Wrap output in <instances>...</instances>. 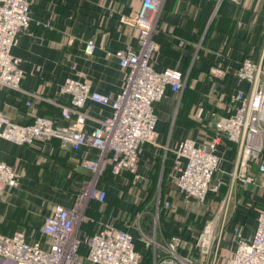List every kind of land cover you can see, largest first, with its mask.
<instances>
[{"label":"crops","instance_id":"1","mask_svg":"<svg viewBox=\"0 0 264 264\" xmlns=\"http://www.w3.org/2000/svg\"><path fill=\"white\" fill-rule=\"evenodd\" d=\"M140 3L141 0H31L29 28L19 35L18 44L12 48L23 71L21 87L31 95L0 86L2 112L19 124L31 122L36 115L59 118V105L69 102L66 95L59 93L60 85L79 71L85 74L92 91L113 97L121 88L124 74L111 53L137 44V30L122 19H131ZM153 37L159 47L154 55V68L182 70L185 86L179 93L168 90L156 107L157 142L143 145L138 177L134 180L124 171L117 178L104 176L100 180L107 201L93 210L97 216L92 227L96 230L111 223L129 229L141 246V264H153L154 251L147 252L140 244L131 224L138 210L132 202L131 190H137L141 197L147 195L144 185L151 182L149 169L159 165L157 187L160 185L163 196L168 200L182 196L169 185L172 182L167 173L169 160L163 161L164 147H172L184 137L198 142L208 139L213 133L208 124L224 111L234 92L247 87L235 76L241 59L249 56L258 61L263 56L264 63V0H244L241 4L223 1L219 6L213 1L163 0ZM89 38L95 40L97 47L87 56L84 45ZM179 40H184L185 45L180 46ZM212 67H221L226 74L213 76ZM186 87L195 93V99L187 115L179 118L181 123H176ZM86 109L87 131L110 112L109 107L94 102H88ZM186 122L193 124L185 125ZM217 153L221 167L229 171L236 155L235 145L223 140ZM94 155L93 148L73 150L58 139L18 145L0 138V160L13 166L19 181L17 187L0 199V233L11 235L23 230L29 239L33 235L42 237L39 228L45 215L55 205H71L82 176L88 174L81 160ZM164 174L168 182L162 189ZM240 188V202L227 227L231 231L240 226L243 237L248 238L255 228L258 211L264 209V175L258 173L255 184ZM115 198L119 199L117 205L113 203ZM165 222L162 220L161 235L178 233L176 227ZM79 233L85 231L79 229ZM228 240L223 244L226 247ZM0 264L13 263L0 258Z\"/></svg>","mask_w":264,"mask_h":264},{"label":"built area","instance_id":"2","mask_svg":"<svg viewBox=\"0 0 264 264\" xmlns=\"http://www.w3.org/2000/svg\"><path fill=\"white\" fill-rule=\"evenodd\" d=\"M219 6L223 1L241 4L244 0H204ZM163 0H141L137 13L122 21L137 30V44H128L113 51L124 77L120 90L108 96L91 90L82 72L68 76L60 85L59 93L69 102L60 106L59 119L36 115L32 121L19 124L0 109V138L18 145L47 143L58 139L73 150L93 148L95 155L83 158L81 166L89 177L81 182L79 191L68 207L55 205L45 215L37 238L31 239L23 230L11 235L0 233V258L13 264H140L142 254L136 249V238L127 228L104 224L91 235L79 233L80 224L88 219L86 212L92 200L104 201L106 190L99 185L106 172L119 175L126 171L138 177L137 169L144 144H156L157 115L153 103L161 100L167 91L181 92L185 86L184 74L176 68H154L158 44L153 39ZM31 0H0V86L26 92L21 87L23 71L20 60L12 54L19 35L30 23ZM179 40V45H185ZM97 44L86 40L84 53L93 54ZM110 54V53H109ZM213 76H224L226 70L212 67ZM236 78L247 84L229 99L224 111L212 122L213 133L200 142L184 137L172 146L164 147L163 161L169 160L168 178L175 189L186 198L204 201L224 192L222 204L230 202L236 188L255 184L257 174L264 175V63L244 56L235 70ZM98 103L110 108L91 130H84L88 118L86 104ZM30 102H27L29 105ZM236 147L232 168L221 167L217 153L223 139ZM170 155L171 158H166ZM18 177L12 165L0 160V199L18 186ZM160 186V185H158ZM158 190V187H157ZM155 199L154 222L158 213L170 206L160 190ZM145 210L136 211L139 219ZM226 218V217H225ZM217 216L210 217L201 232L192 241L181 234L156 239L142 232L140 240L145 248L154 251L153 264H264V209L258 211L256 225L250 237L245 238L240 226L232 229L234 249L223 256L220 239L226 224ZM160 235V234H159ZM148 236V237H147ZM85 252H80V246Z\"/></svg>","mask_w":264,"mask_h":264},{"label":"rangeland","instance_id":"3","mask_svg":"<svg viewBox=\"0 0 264 264\" xmlns=\"http://www.w3.org/2000/svg\"><path fill=\"white\" fill-rule=\"evenodd\" d=\"M208 126L211 127L212 122H210ZM202 130L207 131L205 129ZM148 183L144 185V187L147 189V195H144V197H141V194H136L137 190H131L132 202H134V205L138 207L137 211L145 210L144 214L139 219L135 218V215L132 216L133 222L131 224L132 226H134L139 238L140 236L142 237V232L145 233V235H149L150 237H152V235L155 233L157 237L156 239L158 240H160L161 236L166 237L165 235L163 236L160 234V231L162 233V220H166L165 223L170 224L174 228L176 227V231L178 232L177 234L183 235L185 237V240H188L190 242L196 236H198L204 224L210 217L217 216V218L220 219L219 222L225 220L226 224V227L221 234L220 251L223 256L229 255V253L231 252V246L233 245L234 235L232 230H228L227 224L232 213L236 209V205H238L240 202L239 191L242 189L240 188L242 186L236 188V195L230 199V202H228L227 205L222 204V199L224 196L223 194L224 192H226V188H224L222 190L223 192H221L219 195H210L204 201L178 196L177 198L179 199L175 198L169 200L170 206L167 209L161 210L165 211L163 217H160V211L158 213V220L154 222L153 216L155 211V199L158 197V194L157 192H155V190L158 183H156L153 188L151 187V184ZM158 190H160V186H158ZM155 226L156 232L153 233ZM227 237L229 238V240L226 243V247L223 244H225V240L228 239ZM146 249L148 252L152 248L147 247Z\"/></svg>","mask_w":264,"mask_h":264},{"label":"trees","instance_id":"4","mask_svg":"<svg viewBox=\"0 0 264 264\" xmlns=\"http://www.w3.org/2000/svg\"><path fill=\"white\" fill-rule=\"evenodd\" d=\"M204 1V0H203ZM204 2H212V1H204ZM29 28V27H28ZM153 39H154V37H153ZM177 69V68H176ZM180 70V69H179ZM183 74H184V72L182 71V70H180ZM194 99H195V93L194 92H192L190 89H188L187 87L183 90V92H182V96H181V103H180V107H179V109H178V112H177V115H176V123H181V121H179V118H181L182 116H186L187 115V113L189 112V109H190V107H191V105H192V103H193V101H194ZM163 100V98L161 99V100H159V101H156V102H154L153 103V108H154V111H155V113H156V115H157V112H156V107L161 103V101ZM43 116H47V115H43ZM47 117H49V116H47ZM59 117H60V115H59ZM50 118H52V117H50ZM53 119H59V118H53ZM184 122V121H183ZM182 122V123H183ZM189 124H193L192 122H186V124L185 125H189ZM213 131V130H212ZM223 140H226L225 138L223 139ZM159 165L158 166H156V167H154L153 169L152 168H150L149 170V175H148V178H149V180L151 181L150 182V184H151V187L153 188L155 185H156V183H158L157 182V180H158V173H159ZM129 177H131V173H126ZM131 174V175H130ZM120 175V174H119ZM119 175H113V174H111L110 172H106L104 175H103V177L104 176H110V177H114V178H117V177H119ZM90 175H89V173L88 174H85V175H83L82 176V179L80 180V182H79V184L81 185V182L84 180V179H86V178H88ZM102 177V178H103ZM167 180H166V177H165V174L163 175V179H162V181H161V187H162V189H164V187H165V185L167 184ZM99 184H100V182H99ZM169 185L171 186V187H173V189H175V187H174V185L172 186L171 185V183L169 182ZM157 187V186H156ZM225 187H221V189H220V191L218 192V193H216V194H213V196H217V195H219L221 192H223L222 190L224 189ZM79 189H80V186H79V188H77L76 190H75V192H74V195L79 191ZM183 197H184V194H182V193H180ZM106 201H107V193H106V195H105V198H104V201L102 202V203H100V202H98V201H96V200H92L91 202H90V204H89V207H88V209H87V212H86V215H87V217H88V219H86L85 221H83L81 224H80V227H79V229H80V232H84L85 231V233H81V234H85V235H91V234H93L94 232H96V231H98L100 228H97L96 230H93L92 229V227H93V224H94V221H95V219H96V216L97 215H95L94 213H93V210H95L98 206H101V205H103V204H105L106 203ZM113 203L115 204V205H117L118 203H119V199L118 198H115L114 199V201H113ZM164 212L165 211H161V213H160V217L162 218L163 217V215H164ZM94 217V218H93ZM92 219V220H91ZM118 227V226H117ZM118 228H124L123 226H121V227H118ZM84 230V231H83ZM141 245H142V243H140ZM140 245H139V242L137 243L136 242V249L137 250H139L140 249ZM80 252H85V246L83 245V244H81V246H80Z\"/></svg>","mask_w":264,"mask_h":264}]
</instances>
